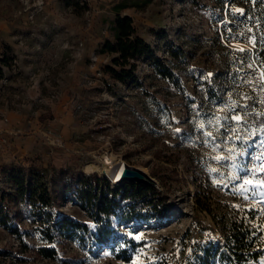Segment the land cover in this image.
<instances>
[{"label":"rangeland","instance_id":"374dc122","mask_svg":"<svg viewBox=\"0 0 264 264\" xmlns=\"http://www.w3.org/2000/svg\"><path fill=\"white\" fill-rule=\"evenodd\" d=\"M84 1L79 9L72 7L78 18L89 9ZM123 1L136 3L119 13L132 18L137 35L150 45L152 54L135 59L132 76L119 81L105 70L108 65L118 69L111 64L117 54L100 49L106 40L113 41L114 5ZM97 2L100 13L82 16V20H95L94 33L101 39L93 43L90 55L81 59L89 70L79 74L68 91L73 104L70 112L83 130L68 143L51 144L16 162L47 169L70 167L106 177L102 168L85 171L84 165L114 155L155 179L154 187L164 197L168 195L164 201L169 212L146 224L121 225L119 231L128 243L120 238V244L112 249L91 247L76 239L57 240L56 258L36 252V247L47 243L36 223L23 217L18 225L28 231L30 247L21 246L0 226V264H188L199 245L223 239V230L211 214L193 204L198 180L209 187L217 219L224 204L256 211L263 218L256 225L264 239V70L250 62L247 49L253 38L238 28L226 41L219 34V6L213 0ZM0 50V65L2 59L12 60L4 44ZM65 61L60 59L59 64ZM155 65L170 77L161 76ZM43 93L49 95L51 90ZM40 108L44 105L31 107ZM71 143L75 146L66 150ZM161 175L168 177L165 185L159 183ZM9 189L0 173V190ZM53 201L57 217L63 214L89 222L83 210L66 199L56 203L54 197ZM9 211L14 215L17 208L10 204ZM125 246L131 252L129 261L116 257Z\"/></svg>","mask_w":264,"mask_h":264},{"label":"trees","instance_id":"16d2710c","mask_svg":"<svg viewBox=\"0 0 264 264\" xmlns=\"http://www.w3.org/2000/svg\"><path fill=\"white\" fill-rule=\"evenodd\" d=\"M150 0H146L149 2ZM219 6L217 22H220L222 37L230 40V34L241 28L252 38L250 62L264 70V0H213ZM79 9V0H66ZM226 3V7L224 4ZM136 3H117L115 18L110 29L113 41L106 40L101 52L115 53L105 70L116 80L125 81L135 69V59L152 54L150 45L137 35L132 18L121 15L119 10ZM225 8V9H224ZM81 9V8H80ZM218 44H221L219 42ZM1 63L9 64L2 59ZM155 70L163 77L170 73L155 65ZM2 71L0 68V77ZM264 85V82H263ZM209 95L210 89H205ZM0 173L5 176L10 187L8 192L0 190V226L15 236L23 247H30L26 242L27 230L18 225L23 217L31 219L40 229L41 239L47 245L36 247V252L44 258H56L54 243L63 239H76L81 244L91 247H117L119 239L127 244L119 227L129 224H146L152 219H163L169 209L165 197L153 185L131 181H122L112 185L109 180L96 172L85 173L70 167H39L34 163L0 162ZM157 174V173H153ZM168 177H158L165 185ZM194 183L193 204L196 209L211 214L223 232L222 241H208L197 247L188 264H261L264 253L262 230L256 223L260 218L256 211L245 207L224 204L222 215H214V207L209 187L198 180ZM55 201L66 199L87 215L89 222H79L67 215H57L52 211ZM10 204L17 208L14 215L9 211ZM261 220L263 218H260ZM260 221V220H259ZM222 242V244H220ZM2 254V252H0ZM117 258L129 261L131 252L128 247H120ZM151 264H166L154 262Z\"/></svg>","mask_w":264,"mask_h":264},{"label":"crops","instance_id":"0c3cea01","mask_svg":"<svg viewBox=\"0 0 264 264\" xmlns=\"http://www.w3.org/2000/svg\"><path fill=\"white\" fill-rule=\"evenodd\" d=\"M87 5L78 18L66 0H1L0 47L6 46L12 60L0 65V162L68 143L83 130L70 112L68 91L89 70L81 59L101 39L95 20H82L98 15L100 5L97 0ZM60 59L66 61L59 64ZM47 89L49 95L43 93ZM40 104L44 108L31 109Z\"/></svg>","mask_w":264,"mask_h":264},{"label":"bare ground","instance_id":"6f19581e","mask_svg":"<svg viewBox=\"0 0 264 264\" xmlns=\"http://www.w3.org/2000/svg\"><path fill=\"white\" fill-rule=\"evenodd\" d=\"M103 157L104 159L102 161H87L84 165V170L96 171L99 168H102L103 172L111 179L112 182L118 183L122 181L124 176L129 173L124 162L122 160H118L117 157L110 154Z\"/></svg>","mask_w":264,"mask_h":264},{"label":"water","instance_id":"95a60500","mask_svg":"<svg viewBox=\"0 0 264 264\" xmlns=\"http://www.w3.org/2000/svg\"><path fill=\"white\" fill-rule=\"evenodd\" d=\"M126 168L129 173L124 176L123 180L137 182L146 185H153V186L156 185L157 182L155 181V179H153L151 176H149L146 172L142 171L141 169L127 164H126Z\"/></svg>","mask_w":264,"mask_h":264},{"label":"built area","instance_id":"2783aa9c","mask_svg":"<svg viewBox=\"0 0 264 264\" xmlns=\"http://www.w3.org/2000/svg\"><path fill=\"white\" fill-rule=\"evenodd\" d=\"M79 2H80V3H83V2H85V1H84V0H79ZM124 164H125V163H124ZM106 178L109 180V182H110L111 184L114 183V182L111 181V179H110L108 176H106Z\"/></svg>","mask_w":264,"mask_h":264},{"label":"snow or ice","instance_id":"6c2138e0","mask_svg":"<svg viewBox=\"0 0 264 264\" xmlns=\"http://www.w3.org/2000/svg\"><path fill=\"white\" fill-rule=\"evenodd\" d=\"M235 119H236V120H239L240 117L237 116V117H235ZM246 183H251V181H246Z\"/></svg>","mask_w":264,"mask_h":264}]
</instances>
